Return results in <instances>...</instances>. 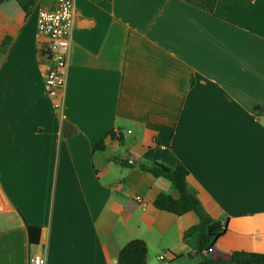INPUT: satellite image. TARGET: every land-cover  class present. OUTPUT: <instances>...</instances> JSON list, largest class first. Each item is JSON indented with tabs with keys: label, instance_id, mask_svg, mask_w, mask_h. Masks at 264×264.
I'll list each match as a JSON object with an SVG mask.
<instances>
[{
	"label": "crops",
	"instance_id": "0c3cea01",
	"mask_svg": "<svg viewBox=\"0 0 264 264\" xmlns=\"http://www.w3.org/2000/svg\"><path fill=\"white\" fill-rule=\"evenodd\" d=\"M49 1L0 0V264H28L34 251L41 264H118L134 238L145 264H193L195 234L183 231L195 215L153 206L177 191L138 166L151 161L180 162L224 222L207 256L264 253V0H215L210 12L73 0L56 96L43 89L35 28Z\"/></svg>",
	"mask_w": 264,
	"mask_h": 264
},
{
	"label": "trees",
	"instance_id": "16d2710c",
	"mask_svg": "<svg viewBox=\"0 0 264 264\" xmlns=\"http://www.w3.org/2000/svg\"><path fill=\"white\" fill-rule=\"evenodd\" d=\"M188 2L210 12L215 0H187ZM27 4L31 0H27ZM23 8L25 6L22 5ZM5 41V40H4ZM5 42H2V45ZM109 133V132H108ZM101 136L93 142L91 149L103 147ZM128 164V162L124 161ZM121 163V162H119ZM139 168L149 172L155 177L167 180L177 191V196L172 197L167 193L158 192L152 201L154 207L181 214L191 211L195 215V222L190 224L184 231L183 236L195 234L194 254L199 258L193 264H264V253L248 250H231L227 258L207 256L208 247L222 234L224 222L212 218L204 209L194 189L186 182V169L178 161L166 165L159 161L139 162ZM39 227L26 224V233L29 243H35L38 239ZM146 246L141 239H130L121 245L116 253L118 264H145Z\"/></svg>",
	"mask_w": 264,
	"mask_h": 264
},
{
	"label": "built area",
	"instance_id": "2783aa9c",
	"mask_svg": "<svg viewBox=\"0 0 264 264\" xmlns=\"http://www.w3.org/2000/svg\"><path fill=\"white\" fill-rule=\"evenodd\" d=\"M74 14L73 0H52L40 2L36 7V32L38 51L42 62V82L45 94L56 96L64 84L68 40ZM57 106V102L53 103ZM211 247L207 248L209 251ZM157 257L163 259V250ZM28 264H41V254L31 253Z\"/></svg>",
	"mask_w": 264,
	"mask_h": 264
},
{
	"label": "water",
	"instance_id": "95a60500",
	"mask_svg": "<svg viewBox=\"0 0 264 264\" xmlns=\"http://www.w3.org/2000/svg\"><path fill=\"white\" fill-rule=\"evenodd\" d=\"M132 163H134V161H131Z\"/></svg>",
	"mask_w": 264,
	"mask_h": 264
}]
</instances>
